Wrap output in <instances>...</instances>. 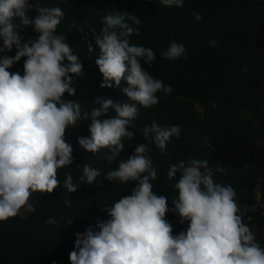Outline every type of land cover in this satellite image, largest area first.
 <instances>
[{"label": "clouds", "instance_id": "clouds-1", "mask_svg": "<svg viewBox=\"0 0 264 264\" xmlns=\"http://www.w3.org/2000/svg\"><path fill=\"white\" fill-rule=\"evenodd\" d=\"M158 2L168 8L184 6V0ZM193 17L203 18L196 12ZM64 18L61 7L45 6L41 0H0V53L15 49L14 55L0 56V222L22 210L35 212L30 198L60 187L61 169L67 170L63 181L67 193L97 182L101 170L90 164L83 166L76 182L70 169L73 147L67 142V129L88 120L90 136L77 137L78 144L99 159L103 152L109 164L125 149L123 141H133L136 132L146 142L106 172L104 179L134 187L103 209L109 218L97 222L99 231L89 225L76 233L70 264H264V243L244 222L237 193L232 185L214 180L207 159L188 158L168 166L167 179L175 180L171 208L166 196L153 191L159 178L149 153L154 145L161 156L167 155V145L180 138L182 129L176 124L161 126L156 120L142 127L136 124L140 107L151 108L159 103L157 93L173 91L141 64L153 65V49L130 44L132 35H140L139 27L132 26L140 19L116 11L102 18L99 31L89 29L99 50L95 64L103 77L100 87H115L127 97V102H114L97 96L89 110L78 100L64 98L66 93L76 96L73 77L84 74L66 36L57 34ZM29 27L35 38L25 37ZM79 31L84 32L83 27ZM209 44L216 47L218 41ZM88 51H93L91 43ZM160 56L177 61L187 57V50L172 40ZM22 58L23 73L10 72ZM122 81L126 86L121 87ZM110 109L115 116L103 118ZM225 171L220 165L215 168ZM64 203L70 205L71 200L65 198ZM169 212L187 227L174 234L166 218ZM73 222L66 220L67 225Z\"/></svg>", "mask_w": 264, "mask_h": 264}, {"label": "trees", "instance_id": "trees-1", "mask_svg": "<svg viewBox=\"0 0 264 264\" xmlns=\"http://www.w3.org/2000/svg\"><path fill=\"white\" fill-rule=\"evenodd\" d=\"M41 3L62 8L65 18L58 25L57 34L66 36L83 65L84 74L73 77L76 96L66 93L64 98L78 100L89 110L97 96L127 102L120 89L100 87L103 77L95 64L99 50L89 29L99 31L102 18L116 11L140 19L138 26L132 25L139 27L140 35H132L130 44L153 49V65L149 68L143 61L141 64L154 78L170 84L173 91L167 95L157 93L159 103L151 108L140 107L136 124L142 127L156 120L161 126L176 124L182 129L180 138H172L167 145V155L161 156L154 145L149 153L159 178L153 191L166 196L171 208L175 180L167 179L168 166L188 158L207 159L214 180L232 185L244 222L264 243V0H184L182 8L164 7L158 0ZM194 12L200 13L202 20L196 21ZM80 27L84 32L79 31ZM24 35L35 38L36 34L29 27ZM172 40L185 45L186 58L171 61L160 56ZM210 40L218 41V45L210 46ZM14 54L15 49L0 56ZM9 71L22 74L23 58ZM124 86L122 81L121 87ZM212 103L218 107L212 108ZM109 116H115L111 109L103 118ZM89 124L86 120L67 129V142L73 147L70 169L74 182L86 163L100 169L101 176L97 182L81 184L76 192L67 193L63 188L67 170H59L60 187L52 194L34 193L30 198L35 212L22 210L20 215L0 222V264H70L68 256L74 249L76 233L84 232L89 225L99 231L97 222L109 218L103 209L134 187L108 181L104 176L118 166L119 159H127L137 144L146 142L142 135L136 132L133 141H123L125 149L109 164L103 152L99 159L79 146L77 137L90 136ZM217 165L226 171L215 172ZM65 198L71 200L70 205L64 203ZM166 218L172 223L174 234L187 227L180 225L171 212ZM68 219L74 222L67 225Z\"/></svg>", "mask_w": 264, "mask_h": 264}]
</instances>
